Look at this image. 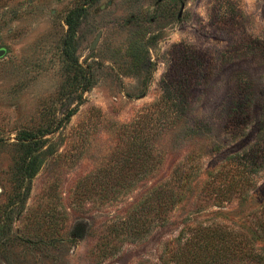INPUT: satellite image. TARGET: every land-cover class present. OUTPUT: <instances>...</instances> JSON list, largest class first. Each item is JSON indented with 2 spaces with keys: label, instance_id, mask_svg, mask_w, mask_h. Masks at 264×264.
I'll return each instance as SVG.
<instances>
[{
  "label": "rangeland",
  "instance_id": "374dc122",
  "mask_svg": "<svg viewBox=\"0 0 264 264\" xmlns=\"http://www.w3.org/2000/svg\"><path fill=\"white\" fill-rule=\"evenodd\" d=\"M0 47V264H174L214 224L264 246V0H0Z\"/></svg>",
  "mask_w": 264,
  "mask_h": 264
},
{
  "label": "trees",
  "instance_id": "16d2710c",
  "mask_svg": "<svg viewBox=\"0 0 264 264\" xmlns=\"http://www.w3.org/2000/svg\"><path fill=\"white\" fill-rule=\"evenodd\" d=\"M201 59L205 61V56L202 54L199 58L196 57L192 61L190 60L188 64H185L187 66L185 67V73H182L184 63L181 58L176 59L177 61L170 69V76L164 79L162 85L163 93L159 105L165 104L170 108L172 107L174 115L171 112L165 117H159L161 129L174 125L181 118V115L176 111L180 108L181 99L179 95H174L170 89L174 90L177 85L180 87L182 84L180 81L186 79L188 75L193 78V75L199 70L197 63H200V66L203 65ZM173 80L176 83L171 88V81ZM71 115L72 112L67 113L66 118L69 119ZM46 132H50V129H46L41 133ZM41 133L28 132V137L35 138ZM26 152L27 154L31 153L30 145L27 146ZM144 166L147 169V165ZM37 168L36 161L32 160L30 155H27L23 163L24 174L33 176ZM161 207L163 205L159 203V208L161 209ZM263 230L264 228L261 229V231ZM197 231L199 233L197 241L188 240L183 246L184 248H180L175 252L174 264H264V246L257 247L255 245L256 239L249 236L248 233L236 232L223 224L205 225L198 228ZM263 235L260 234V238H264Z\"/></svg>",
  "mask_w": 264,
  "mask_h": 264
},
{
  "label": "water",
  "instance_id": "95a60500",
  "mask_svg": "<svg viewBox=\"0 0 264 264\" xmlns=\"http://www.w3.org/2000/svg\"><path fill=\"white\" fill-rule=\"evenodd\" d=\"M6 52H7L6 48H3L2 50H0V57H1L2 55H4Z\"/></svg>",
  "mask_w": 264,
  "mask_h": 264
},
{
  "label": "flooded vegetation",
  "instance_id": "af4514ba",
  "mask_svg": "<svg viewBox=\"0 0 264 264\" xmlns=\"http://www.w3.org/2000/svg\"><path fill=\"white\" fill-rule=\"evenodd\" d=\"M3 48H4V47H0V50H2ZM2 56H3V55H2ZM2 56H1V57H2Z\"/></svg>",
  "mask_w": 264,
  "mask_h": 264
}]
</instances>
